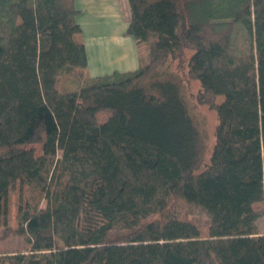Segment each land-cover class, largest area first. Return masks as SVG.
Listing matches in <instances>:
<instances>
[{"label": "trees", "instance_id": "16d2710c", "mask_svg": "<svg viewBox=\"0 0 264 264\" xmlns=\"http://www.w3.org/2000/svg\"><path fill=\"white\" fill-rule=\"evenodd\" d=\"M128 1L139 67L92 78L75 0H0V264H264V0Z\"/></svg>", "mask_w": 264, "mask_h": 264}, {"label": "crops", "instance_id": "0c3cea01", "mask_svg": "<svg viewBox=\"0 0 264 264\" xmlns=\"http://www.w3.org/2000/svg\"><path fill=\"white\" fill-rule=\"evenodd\" d=\"M75 6L80 11L79 37L86 47L90 77L137 70L139 47L127 35L131 20L129 1L75 0Z\"/></svg>", "mask_w": 264, "mask_h": 264}, {"label": "rangeland", "instance_id": "374dc122", "mask_svg": "<svg viewBox=\"0 0 264 264\" xmlns=\"http://www.w3.org/2000/svg\"><path fill=\"white\" fill-rule=\"evenodd\" d=\"M77 41H81L79 35L76 37ZM149 49V48H148ZM148 49L143 45L141 51L144 55H148ZM141 52V53H142ZM188 89H186V97L188 102L191 104L190 109L195 122L201 132V137L207 146V156L211 153L213 146L215 144V130L218 124L216 113L211 110L207 105H201L197 101L199 84L197 82L188 83ZM57 88L61 92H75L78 90L76 81L72 79H67L62 77L57 82ZM222 99V98H221ZM18 185H13L10 190V215L6 224L3 220H0V257L11 253H19L28 250V245L25 239L18 236L14 230L17 227L16 220V208L18 201ZM45 203L43 204V207ZM181 216L183 218L192 219L196 222L204 223L207 221V217L200 213H194L189 210L188 207L184 206L182 203L178 204ZM259 231L264 234V216L259 218L257 222Z\"/></svg>", "mask_w": 264, "mask_h": 264}]
</instances>
